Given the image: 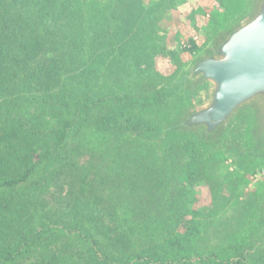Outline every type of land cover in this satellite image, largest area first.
I'll return each instance as SVG.
<instances>
[{
    "label": "rangeland",
    "instance_id": "rangeland-1",
    "mask_svg": "<svg viewBox=\"0 0 264 264\" xmlns=\"http://www.w3.org/2000/svg\"><path fill=\"white\" fill-rule=\"evenodd\" d=\"M7 1L12 23L46 40V52L37 59L55 58L61 84L52 91L17 88L0 97V126L14 116L23 122L38 118L44 131L62 125L63 118L70 121L57 147L50 136V156L35 173L13 194L0 191L21 205L14 229L25 234L44 222L51 228L43 235L50 239L30 235L14 254L21 240L10 239L15 232L2 227L0 244L11 243L12 253L0 256V264L7 257L16 264H48L59 248L72 245L76 255L91 254L94 240L110 246L112 264L130 263L136 248L157 241L165 230L188 250V259L178 264H264V148L254 141L255 110L242 108L213 140L174 127L208 96L205 85L183 73L247 13L251 1L136 0L128 23L126 3L132 0ZM106 115L140 120L141 126L116 129L101 122ZM82 190L91 197L90 207L89 199H80ZM99 193L113 199L127 229L125 250L113 248L92 225ZM79 209L88 213L82 224L92 240L73 237L67 228L81 226ZM173 255L166 258L177 260Z\"/></svg>",
    "mask_w": 264,
    "mask_h": 264
},
{
    "label": "trees",
    "instance_id": "trees-1",
    "mask_svg": "<svg viewBox=\"0 0 264 264\" xmlns=\"http://www.w3.org/2000/svg\"><path fill=\"white\" fill-rule=\"evenodd\" d=\"M133 3H136V0L126 3L128 4V9L124 16L126 23H128L133 16ZM9 6H11V2L0 0V97L7 98L9 95L19 92L17 88L27 91L34 89L52 91L61 84V72L57 69L55 58L37 59L46 52V40L36 31H31L27 25L25 27H19L13 24L12 22L14 19L10 14ZM160 95L161 90H156L154 100L159 102L161 99ZM154 100L151 102H154ZM37 119L38 118H34L33 121L23 122L20 118L14 116V118L9 121L4 120L3 124L0 126V191H3V193L8 190L13 194L19 186L25 183L27 179L35 173L36 169L42 163L43 158L45 156H50V154L47 153L48 148H46L51 138L50 136L55 135V145L57 147L62 143L66 134V125H68V121H70L63 118L62 125H54L44 131L39 129ZM101 122H105L108 126L109 122L113 123L110 126L116 129L130 128L137 130V127L139 128V126H141L140 120L134 122L130 118H127L125 122H119L118 119L112 120L107 115L101 117ZM93 189L95 188L93 187ZM94 191L95 190H92V193ZM98 191L99 189L97 192ZM82 194H84V190H82ZM100 196V193L95 194L94 204L98 207L99 213L95 217V222L92 223V225H94L95 229L103 231L102 233L108 238V242L112 244L113 248L125 250V248L128 247L126 243L127 229L121 226V218L115 211L116 207L113 199L108 196ZM16 198L17 197L14 195L0 196V229L3 227L7 229L6 231L13 230L15 235L10 239L19 238V240H21L14 254L19 253V250L23 247L20 246V244L22 242L25 244L30 239V235L33 237L37 235L35 240L38 241V239L43 237L44 233L49 232L51 228L43 222L40 226L41 229L34 230L32 228L30 231L27 230L28 232L24 231L25 234L18 228L14 229L13 221L17 220L14 213L17 211V208H21L20 204H16ZM80 199H89L87 202L85 201V205L86 207L91 206L90 196L84 194ZM17 205L19 207H16ZM85 211L86 210L81 213L80 209L76 211L77 215L79 214L81 217L79 218L81 226L76 228V231L73 229V226L67 225V228L73 231V237L88 236L92 240V234H90L89 230L84 229V225L82 224L86 221L85 217H88V213ZM139 226H143L144 228V224L142 223ZM49 237V235L46 237L44 236V240H48ZM182 241L183 239H180L175 232L165 230L164 233L158 237L157 241H151L152 243L149 242L146 246L142 245L140 249L136 248L138 249L137 255H134L132 259L128 257L127 259L131 262H123V264H178L183 260H187L189 257V254H187L188 250ZM94 242L96 251L92 250L91 254L90 252L87 254L85 250H81L82 253L80 252L76 255L74 254L76 252L73 251V245L62 248V251L61 248H59V254H54L58 255V257L61 256L64 260L68 259L67 261H69L68 263L70 264H112L113 259L111 258V251L108 249L110 246L107 247L105 245L103 247L102 245L101 247L95 240ZM10 245L12 244L7 242L2 246L0 244V256L6 252L12 253L9 251ZM150 245L154 247L153 253H148V250H146V247ZM174 247L179 250L178 253L177 251L176 253L172 252ZM159 251H163L165 255L159 254ZM169 253L170 255L174 254L175 257H178L177 260L166 258L167 255L169 257ZM99 254H101V256H99ZM58 257L52 258V262L49 263L61 264L59 263ZM14 259V257H7V264H16L14 263ZM43 263L42 260L41 264ZM36 264H40V262Z\"/></svg>",
    "mask_w": 264,
    "mask_h": 264
},
{
    "label": "water",
    "instance_id": "water-1",
    "mask_svg": "<svg viewBox=\"0 0 264 264\" xmlns=\"http://www.w3.org/2000/svg\"><path fill=\"white\" fill-rule=\"evenodd\" d=\"M250 1L247 13L183 73L184 79L205 85L208 96L174 127L213 140L242 108L251 107L257 121L255 145L264 148V0Z\"/></svg>",
    "mask_w": 264,
    "mask_h": 264
}]
</instances>
